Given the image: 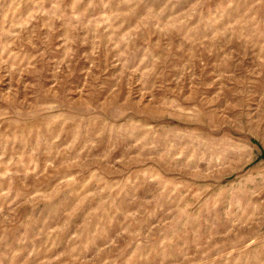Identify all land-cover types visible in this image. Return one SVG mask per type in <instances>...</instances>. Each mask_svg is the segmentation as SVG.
Here are the masks:
<instances>
[{"label": "rangeland", "instance_id": "rangeland-1", "mask_svg": "<svg viewBox=\"0 0 264 264\" xmlns=\"http://www.w3.org/2000/svg\"><path fill=\"white\" fill-rule=\"evenodd\" d=\"M0 264H264V0H0Z\"/></svg>", "mask_w": 264, "mask_h": 264}]
</instances>
